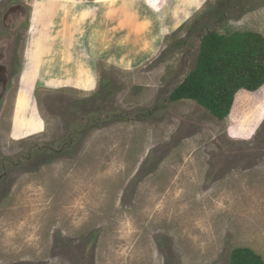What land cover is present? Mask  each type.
I'll use <instances>...</instances> for the list:
<instances>
[{"label":"rangeland","instance_id":"obj_1","mask_svg":"<svg viewBox=\"0 0 264 264\" xmlns=\"http://www.w3.org/2000/svg\"><path fill=\"white\" fill-rule=\"evenodd\" d=\"M117 1L139 2L93 6ZM162 1L142 6L143 57L121 72L103 60L137 43L122 4L90 37L80 0H0L28 13L0 99V264H228L236 249L264 262V85L222 121L168 100L205 34L264 39V0Z\"/></svg>","mask_w":264,"mask_h":264},{"label":"trees","instance_id":"obj_2","mask_svg":"<svg viewBox=\"0 0 264 264\" xmlns=\"http://www.w3.org/2000/svg\"><path fill=\"white\" fill-rule=\"evenodd\" d=\"M241 1L236 0L237 4ZM263 85L264 39L255 33L237 32L227 37L210 32L200 41L194 69L170 93L168 100L193 101L222 121L229 116L239 91L253 93ZM128 117L125 115L124 119L130 121ZM228 264L264 262L251 250L236 249L231 252Z\"/></svg>","mask_w":264,"mask_h":264},{"label":"crops","instance_id":"obj_3","mask_svg":"<svg viewBox=\"0 0 264 264\" xmlns=\"http://www.w3.org/2000/svg\"><path fill=\"white\" fill-rule=\"evenodd\" d=\"M151 1L154 2V0H139V2L136 5L137 7L136 6H133V7L124 6L121 3L125 8V13L127 14L124 16V17H126V20L130 21L131 23H136L134 26L135 31H134L133 37H135V40L137 41V43L133 42V43H135V45L129 44L124 48H120L119 51L115 50L112 54H114L115 56L117 55L116 58L110 57L106 61L103 60L104 62H106V64H108L109 66H114L117 70H119L121 72H129V71L133 70V68L136 67V65L138 64L137 62L141 59V57H143V56H141L142 46L145 45L143 43V40H142V34H141L142 30L141 29L139 30V28H138V26L141 24V22L143 23L146 20L143 18L142 6H143V9L147 8L148 11H150V8H148V4L151 3ZM161 2L163 3L162 0H161ZM161 2L159 3L160 8H162ZM80 3H82L83 5H86V7H89L90 12L92 13V15H90L89 19H87V21H86V33H88L87 36L89 35L90 37L92 36V31L89 32V29L91 28L92 24H94L92 19L95 18V21H96V19L99 18L101 21V20H105L109 14L110 15L112 14L114 17H116V15L119 14V12L116 11L117 9H122L124 11V8L120 7L121 4L118 1L111 4V5L115 4L114 8L112 9L111 12H109L107 9L105 11L101 10V7H103L104 5L94 7L93 5H94V3H96V0H93V1L80 0ZM117 3H119V4H117ZM159 4H157V5H159ZM107 7H110V6H107ZM61 11H62V9H60L59 6L53 7L52 14L55 17V22L59 21V19L61 18ZM146 15H147V12H146ZM83 29H84V26L82 27V30ZM148 30H150V28H148V26L145 25V38H146V40L148 39V37L152 36L151 31H150V35H148ZM96 32H100V31H96ZM99 34L100 35H98V33H97L98 37L95 36V37H93V39H95L96 41H98L100 43L99 44V49H100L101 47H103L104 39H103L102 31ZM164 37H166V36H164ZM164 37H162L161 40L159 41L157 48L159 47V45H160V43ZM88 42L90 43V39ZM89 47H90V45H89ZM121 49H123V50H121ZM83 51L85 52V54L87 53L86 54L87 59L89 60V66L91 67V68L89 67L91 69V73H92L91 75H93L94 80H95L96 77L94 76L93 70L95 67V62L97 60V59H95L94 56H95V54H97V51L95 52V50H93V48L92 49L89 48V50H88L87 47L84 48ZM117 53H120V55H118ZM153 53H155V52H153ZM100 58L103 59V57H100ZM120 59H122V60L120 61ZM41 79H47L48 83L46 85L51 84V82H52V80L49 77H45V78H41ZM44 83H46V82H41V84H44ZM36 84H34V85H36ZM46 85H44V86H46Z\"/></svg>","mask_w":264,"mask_h":264},{"label":"flooded vegetation","instance_id":"obj_4","mask_svg":"<svg viewBox=\"0 0 264 264\" xmlns=\"http://www.w3.org/2000/svg\"><path fill=\"white\" fill-rule=\"evenodd\" d=\"M28 17L24 6L8 5L0 14V99L6 92L14 74L17 60V35L19 27ZM21 28V27H20Z\"/></svg>","mask_w":264,"mask_h":264},{"label":"water","instance_id":"obj_5","mask_svg":"<svg viewBox=\"0 0 264 264\" xmlns=\"http://www.w3.org/2000/svg\"><path fill=\"white\" fill-rule=\"evenodd\" d=\"M52 10H53V8H52ZM42 78V77H41ZM41 78H37L35 81H34V84H36V85H41V82H46V83H48L47 82V79H41ZM42 85H46L45 83L44 84H42ZM50 86V85H49ZM257 92V91H256ZM256 92H253V93H250V95H252V94H254V93H256ZM35 112L37 113V111H36V109H35ZM231 112V111H230Z\"/></svg>","mask_w":264,"mask_h":264}]
</instances>
